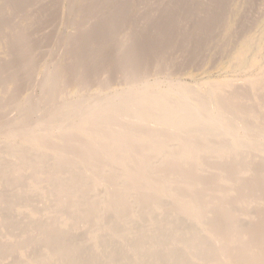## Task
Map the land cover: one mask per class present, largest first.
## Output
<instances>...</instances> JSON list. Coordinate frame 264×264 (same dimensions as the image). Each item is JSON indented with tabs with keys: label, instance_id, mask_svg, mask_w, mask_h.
<instances>
[{
	"label": "rangeland",
	"instance_id": "rangeland-1",
	"mask_svg": "<svg viewBox=\"0 0 264 264\" xmlns=\"http://www.w3.org/2000/svg\"><path fill=\"white\" fill-rule=\"evenodd\" d=\"M149 98L164 110L181 103L197 121L145 122L127 106ZM86 112L113 148L122 132L134 139L133 121L161 133L166 149L150 154L156 171L181 150L175 134L210 147L237 143L229 156L250 167L240 176L252 180L264 171V0H0V264H201L194 237L203 233L173 199L130 205L132 192L117 187L124 174L108 157L94 173L64 147L50 152L26 140L38 131L67 142ZM78 139L95 150L93 139ZM214 160L202 158L207 178ZM244 188L227 203L238 214L228 229L256 227L264 215V198L248 202ZM198 190L205 187L188 194ZM209 215L218 218V209Z\"/></svg>",
	"mask_w": 264,
	"mask_h": 264
},
{
	"label": "bare ground",
	"instance_id": "bare-ground-1",
	"mask_svg": "<svg viewBox=\"0 0 264 264\" xmlns=\"http://www.w3.org/2000/svg\"><path fill=\"white\" fill-rule=\"evenodd\" d=\"M126 99L128 100V98ZM178 105L180 106H175L173 110H164L162 104L156 100L151 101L149 98L143 107L127 106L139 111L140 119L145 122L161 118L166 125L176 123L177 128H182L197 121L186 113L185 108L181 107V103ZM95 116L96 113L89 115L87 112L76 116L69 127L70 140L67 142L62 141L61 138H46L48 132L39 134L38 131L36 132L38 135L34 133V136L30 138L27 136L26 140L36 147L42 144V149L50 152L62 154L64 147V152H69L73 157H77L84 165H92L94 173L101 172L105 165V159L108 157L121 168L124 174L120 180L121 184L117 187L121 189V185L124 184L123 192H132L129 198L130 205L133 204L134 198L148 205L160 198L173 199L176 202L177 210H179L178 213L183 215L189 226L194 229L193 232L203 233L194 237V246L200 255L201 264H264V215L259 217L256 227H248L245 231L228 229L225 223L226 220L234 222L238 217L234 211L227 210L229 205L227 203L232 201V198L235 200L242 198L244 186L250 188L247 192L252 195L248 202L264 198L262 195L264 191L261 189L264 171L262 172L261 169H259L261 172L256 171V176L252 180L242 178L240 175L249 176L250 167L245 162H238L233 156H229L233 153L232 147H235L233 144L237 143L231 142L229 145L221 144L210 147L204 141H195L190 134L184 138L175 134V139L181 150H176V153L172 155L174 161L156 171L151 169L150 154L151 151L161 154L166 149L167 143L161 133L154 129L151 130L150 124H148V129H143L135 125V122L141 121H133L130 124V132L132 131L131 133L135 135L134 139L129 140L128 133L122 132L119 145L113 148L105 143L107 133L104 130L95 129L98 119ZM80 136L86 140L93 139L96 142L95 150H90L88 142L79 140ZM146 151L148 154L144 156ZM223 155L231 157V159L223 163L218 162L217 160ZM213 156L215 157V160L211 162L213 170L207 178L201 172L203 169L201 167L202 158ZM255 167L257 168V166ZM255 170L254 168L252 171L255 172ZM201 184L205 190L195 191L198 194L194 195L188 194L193 193L194 189ZM229 186H231V190H228ZM89 194L87 193V196ZM87 196L79 197L81 204L87 201ZM126 197V195H120L121 207L124 206ZM214 208L218 209L219 217L210 220L209 214ZM69 228L65 221L59 232L61 233L62 230L67 233ZM91 236H95V234L92 233ZM245 238H247L246 242ZM259 238L263 240L262 244L258 243ZM94 242L93 238H88L86 244L91 246ZM66 253L69 255V250ZM188 263L195 264L194 261Z\"/></svg>",
	"mask_w": 264,
	"mask_h": 264
}]
</instances>
